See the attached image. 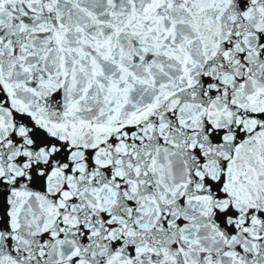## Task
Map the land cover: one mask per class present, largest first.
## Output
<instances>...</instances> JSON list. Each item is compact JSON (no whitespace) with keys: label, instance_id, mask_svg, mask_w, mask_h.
<instances>
[{"label":"snow or ice","instance_id":"6c2138e0","mask_svg":"<svg viewBox=\"0 0 264 264\" xmlns=\"http://www.w3.org/2000/svg\"><path fill=\"white\" fill-rule=\"evenodd\" d=\"M0 264H264V0H0Z\"/></svg>","mask_w":264,"mask_h":264}]
</instances>
